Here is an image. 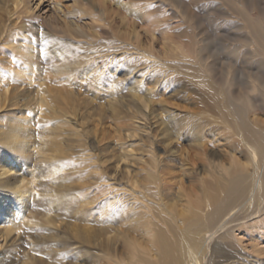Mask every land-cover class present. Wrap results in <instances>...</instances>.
Masks as SVG:
<instances>
[{
	"label": "rangeland",
	"instance_id": "1",
	"mask_svg": "<svg viewBox=\"0 0 264 264\" xmlns=\"http://www.w3.org/2000/svg\"><path fill=\"white\" fill-rule=\"evenodd\" d=\"M126 1L139 11L144 6L139 0ZM245 1L244 7L236 0H190L201 18L198 23L204 20L208 24L205 31L198 29L199 31L193 32L182 20L181 13L167 2L165 12L159 16H150L161 17L163 21L168 16L170 18L167 20L173 24L157 30L155 24H144L136 15L128 16L118 0H96L105 8L114 9L118 13L116 17L98 25L90 22L88 7L85 8L81 0L80 7L75 0H53L51 6L48 3L41 9H36L37 0H28L27 4L32 10L28 14L14 13L13 16V2L0 0V175L5 172L7 161L12 163L14 169L8 175L0 177V208L3 210L2 216L6 217L5 220L0 218V264H24L27 256L33 257L39 264L59 260L57 254L51 253L54 247L62 249V244L55 241L54 235H69L53 226L24 225L21 219L23 215L28 219L42 216L39 211L44 208L52 215L67 216L63 224L67 221L75 222L73 215L76 214L81 217L80 221L87 217L93 224L107 222L113 217L114 224L119 227V223L128 217L133 192L140 193L141 186L147 185L145 164L149 159L145 155L149 151L150 140L154 142L155 155L161 159L168 156L170 149H180L177 157L181 161L174 159L177 162H174L175 166L170 170L166 167L163 174V190L167 195L164 203L186 202L185 198L179 200V192L184 190L189 194L196 191L201 185L199 179L209 177L207 166L201 151L191 146L194 143L192 137L184 136L181 140L166 138L168 135L163 131L164 125L159 124L163 122L161 118L166 121L176 120V123H182L185 128L190 126L189 120H194L191 124L200 128V119L205 114L211 116L213 124L209 128L216 126L214 131H217L216 134L213 133V139H208L214 143L213 148L217 149L215 152L220 153L217 163L230 166L223 150L227 149V143L235 141L234 129L228 123L225 124L219 114L203 108L195 91H175V82L185 76L175 72L176 61L168 56V50L172 49L175 53L186 49L183 45L189 44V37L185 35L192 36L196 33L193 35L196 39L192 38L195 42L203 41L198 47L209 48L207 56L221 55L233 59V40L236 35L244 40L248 33L246 29H239L242 21L238 13L245 11L254 20H258L261 13L264 14V0ZM58 3L64 8L66 19L56 14L55 5ZM81 11L84 14H80ZM139 11L136 13L139 14ZM118 16H127V22H123ZM93 26L109 30L108 38L94 39ZM152 30L155 31L152 33ZM25 39H29L31 43L26 44ZM179 39L183 45L179 43ZM248 49L246 45L243 47L245 52L241 59L244 64L254 65L257 70L261 66L260 70L264 71L263 61H249L251 57ZM19 50L33 53L34 67L23 64L25 59L22 57L23 53L19 54ZM144 52L153 55V58L146 59L143 57ZM125 54L131 55L127 57ZM245 55L249 57L246 58ZM163 63L168 65L164 69ZM97 69L100 70L97 74L99 79L93 74ZM25 70L30 73L28 77L17 75L23 74ZM141 81L142 84H139ZM168 81L175 83L174 88H168ZM243 83V89L249 94L247 96L251 99L258 96L259 101L260 94L250 92L251 84L247 80ZM137 93L155 96L157 104L153 117H149V111H146L144 115H148V119H142L141 116L142 121L134 120L133 113L138 104L133 96L138 95ZM120 96V103L114 102ZM39 97L44 98L48 105L41 106ZM131 106L135 107L130 112ZM23 113L26 114V119L22 117ZM159 115H162L161 118ZM251 119H257L258 125L264 128V110L259 109L251 115ZM12 126L23 128L19 153L7 146L3 138ZM184 132L185 130L179 132V136H183ZM168 139L172 142L167 141ZM211 149L209 150L213 152ZM234 154L242 163L249 162L240 154ZM186 161L190 163L185 169L187 173L183 172L182 167V163ZM15 179L25 180V183L33 186L38 198H29L26 203L31 205L20 202L15 207V203L7 200L9 197L14 199L15 196H8L3 188L15 185ZM133 182L136 183L135 186L132 185ZM11 189L10 186L7 188L10 194L13 193ZM85 207L89 213L79 214ZM258 226V232L242 226L234 234L236 237L232 243L236 249H241L240 251L250 256V261L264 264V229L261 225ZM9 229L13 233L5 240V233ZM17 237L18 240L14 243ZM256 250L259 251L258 256ZM240 263L245 264V261Z\"/></svg>",
	"mask_w": 264,
	"mask_h": 264
},
{
	"label": "bare ground",
	"instance_id": "2",
	"mask_svg": "<svg viewBox=\"0 0 264 264\" xmlns=\"http://www.w3.org/2000/svg\"><path fill=\"white\" fill-rule=\"evenodd\" d=\"M10 1L15 5V12L11 13V16L14 13L15 15L28 14L32 10V7L27 4L28 0ZM81 1L85 8L88 7L87 13L89 15H87L90 16V22L93 25L102 24L103 21H107L114 16L116 17L118 14L113 11L114 9L105 8L102 3L96 2V0ZM118 1L128 16L136 15L137 18H141V22L144 24L145 22L148 25L155 24L157 30L160 27L167 28L173 24L167 20V18H170L168 16L166 21L160 19L161 17L150 16L157 14L159 16L160 13L165 12L166 2L172 8L174 7L178 13H181L183 19L180 18L185 21L188 27H190L188 29H191V31L195 32L198 29L205 31V27H208V24L204 20L198 23L201 18L196 13L197 11L190 0H139L144 4L143 7L139 8L140 11L126 0ZM236 1L245 7V0ZM52 2L53 0H37L38 5L36 9H41L48 3L51 6ZM75 3L79 6V0H75ZM60 6L59 3L55 5L57 8L56 14L59 17H65L66 12ZM136 11H139V14ZM80 14H84V11H81ZM238 14L240 16L239 19L242 21L240 22L239 29L241 28L243 31L246 29L248 33L244 40H240L238 35L233 40L235 44V49L232 51L233 59L221 55L214 56L210 54L207 56L209 48L198 47L203 41L200 39L199 42L194 41L196 38L193 35H196V33H193L192 36L184 34L189 37V44L183 45L181 43L184 40L183 36L182 40L179 39V43L183 47L185 46L186 49H181V51L175 53L172 49H169L168 56L171 59L174 58L176 61L177 69L175 72L182 73L185 78L175 80L176 85L175 83L171 84L170 81L166 84L168 88H174L175 85V91L180 89L195 91L199 96V103L203 108L219 114L224 123H228L234 129L236 139L234 136L233 138L235 141L231 140L232 142L227 143L225 146L228 150H223L226 160L230 162V166L225 167L222 162L217 163L220 153L215 152L217 149H214V143H211L208 139V137H212L213 133L217 131H214V127L216 126L209 128L213 124L211 116L208 117L207 114H205L207 116L203 114L204 117L200 119V128L196 124H191L194 120L191 121L188 118L190 126L185 128V125H181L182 123H176V120H163L164 118L160 117L162 115H159L162 119L161 121H163L159 124L160 126L164 125L163 131L168 135L166 138L175 137L176 140H181L184 136L186 138H193L194 143L191 146L201 151L210 180L207 181L208 178L199 179L201 184L197 189L199 192L197 190H193L189 194H186L184 190L183 192H179V200L185 198L186 202L165 204L167 195L163 190V174L167 170L166 167L170 170V168L175 166L173 164L177 162L173 160H179L177 153L180 149L173 150L169 148L168 156L165 159H161V157L155 155L153 150L154 142L150 140L149 151L146 150L147 156L145 155V158L149 159L147 160L148 163L145 164L147 165V185L141 186L140 193L133 192L130 212L128 217L119 223V227L114 224L112 216L107 222L101 221L93 224L89 218L85 217V213L84 217L86 219L83 221H80L81 217L79 215L74 214L73 219L75 222L67 221L63 224L68 218L66 215V217L63 214L52 215L45 208L39 211L42 216H33L30 219L26 215L21 216L24 225L53 226L56 229L64 230L69 235H54L55 241L62 244V249L59 250L54 247L51 250L52 255L57 254L59 260L57 261L52 258L54 261L50 262V264H241L240 261L242 260L245 261V264H248V262L249 264L257 263L250 261V256L240 251L241 249L237 248V250L232 240L236 237L234 235L236 231H239L242 226L252 232H258V229H260L258 225H261L264 229V128L258 125L257 119H251V115L255 114L259 109L264 110V71L260 70L261 66L259 64L260 67L257 70L256 66H248L249 64H244V60L242 61L241 59L244 58L245 51H243V47L246 45L250 49V53L248 54H250L251 58H249V61L251 59V61L258 59V62L260 60L264 62V14L261 13L258 20L250 18L245 11H240ZM119 16L118 18H120ZM162 16L165 18V15ZM20 19L18 18V20ZM71 19L72 17H70ZM121 19L123 22H127V16ZM130 22H128V26ZM93 29L95 30H93V34L96 40L99 38L106 39L110 34L109 30H101L99 26H93ZM154 31L152 30L151 32L153 33ZM191 31L190 35L192 34ZM152 37L154 39L153 35ZM192 37L195 39L193 40ZM25 42H27L26 44L31 43L29 39ZM126 42L130 44V42ZM19 54H22V57L25 59L24 65L29 67L35 66L33 53L19 50ZM125 55L129 57L128 55L131 54ZM152 56L151 54H146V52L143 54V57L150 60L153 58ZM247 56L249 57V55ZM128 65L130 67V64ZM167 66L164 63L162 64L163 69ZM99 72L100 70L97 69L93 73L97 79H99L97 75ZM17 75L28 77L30 73L28 70H25L23 74ZM245 80L251 84L250 92L257 95L258 93L260 94L261 98L259 101L258 96L253 99L247 96L249 94H246L245 89H243L245 87L243 85H246L243 83ZM138 83L142 84V81ZM158 83L160 82H156V84ZM137 94L133 96V100L137 101L138 104L133 113L134 120L142 121V119H148V115H144V112L147 113L146 111H149V117H153L155 114L154 108L157 104L155 96L149 97V95L142 96V94ZM38 96L40 95L38 94ZM120 98L121 96L114 102L120 103ZM38 102L41 106L48 105L47 101L42 97H39ZM134 107H130V112ZM38 110L43 111L42 108H38ZM25 116L26 114L23 113L22 117L26 119L27 117ZM170 117L172 118L173 115H170ZM216 123L218 124V122ZM184 130L183 136L180 137L181 131ZM22 131L23 128L21 126H12L7 135L3 136L7 142V146H10L13 151L18 153L21 152V142L19 140ZM218 148L220 149V147ZM234 153L240 154L249 162L242 163ZM7 163L5 172L0 177L13 172L12 163L8 161ZM189 166L190 163L188 161L182 163L183 172L187 173L185 169ZM13 182H16V184L8 185L3 189L8 196H15L14 199L7 197L8 201L15 203V207L20 202L27 204L26 202L29 198H38L34 194L33 186H29L25 183V180L18 181L15 179ZM135 184V182L132 183L134 186ZM9 186L13 191L11 194L7 192ZM54 208L57 207L55 206ZM81 212L89 213L87 207L80 211L79 214ZM2 213L1 207L0 218L5 220L6 217L2 216ZM253 222L256 223L251 225L250 223ZM12 233L13 230H7L5 240ZM17 240L18 237L13 242L16 243ZM256 254L258 256L259 251L256 250ZM76 259L77 261H74ZM26 261L24 264H39L33 257L29 256H27Z\"/></svg>",
	"mask_w": 264,
	"mask_h": 264
},
{
	"label": "snow or ice",
	"instance_id": "3",
	"mask_svg": "<svg viewBox=\"0 0 264 264\" xmlns=\"http://www.w3.org/2000/svg\"><path fill=\"white\" fill-rule=\"evenodd\" d=\"M154 6V5H153Z\"/></svg>",
	"mask_w": 264,
	"mask_h": 264
}]
</instances>
